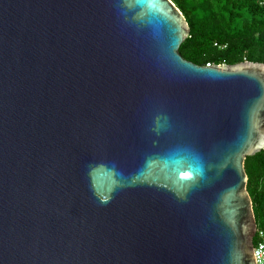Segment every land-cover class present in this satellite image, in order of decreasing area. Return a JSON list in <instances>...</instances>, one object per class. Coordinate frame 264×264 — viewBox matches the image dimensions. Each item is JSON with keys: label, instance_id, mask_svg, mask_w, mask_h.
I'll use <instances>...</instances> for the list:
<instances>
[{"label": "water", "instance_id": "95a60500", "mask_svg": "<svg viewBox=\"0 0 264 264\" xmlns=\"http://www.w3.org/2000/svg\"><path fill=\"white\" fill-rule=\"evenodd\" d=\"M188 33L170 0H0V264H254L264 64Z\"/></svg>", "mask_w": 264, "mask_h": 264}, {"label": "trees", "instance_id": "16d2710c", "mask_svg": "<svg viewBox=\"0 0 264 264\" xmlns=\"http://www.w3.org/2000/svg\"><path fill=\"white\" fill-rule=\"evenodd\" d=\"M189 33L179 47L194 64H264V0H170ZM256 228L264 231V150L244 161ZM255 239L253 240V245Z\"/></svg>", "mask_w": 264, "mask_h": 264}, {"label": "built area", "instance_id": "2783aa9c", "mask_svg": "<svg viewBox=\"0 0 264 264\" xmlns=\"http://www.w3.org/2000/svg\"><path fill=\"white\" fill-rule=\"evenodd\" d=\"M206 67L212 66V64H206ZM218 67L225 66L224 63L217 65ZM255 239V243L253 245V258L254 264H264V231L261 229L255 230V234L253 240Z\"/></svg>", "mask_w": 264, "mask_h": 264}]
</instances>
